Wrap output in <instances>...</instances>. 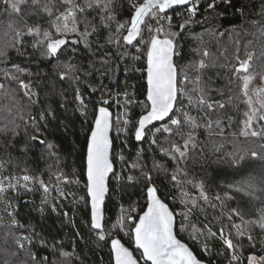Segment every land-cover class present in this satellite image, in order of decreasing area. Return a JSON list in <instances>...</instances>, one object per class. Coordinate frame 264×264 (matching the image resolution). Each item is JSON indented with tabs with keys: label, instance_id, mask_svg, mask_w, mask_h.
Segmentation results:
<instances>
[{
	"label": "snow or ice",
	"instance_id": "6c2138e0",
	"mask_svg": "<svg viewBox=\"0 0 264 264\" xmlns=\"http://www.w3.org/2000/svg\"><path fill=\"white\" fill-rule=\"evenodd\" d=\"M225 2L231 4V0ZM198 4L199 0H131V15L127 20L121 21L117 19L118 9L121 7L118 0H0V5L3 6L2 14L8 17L0 37V60L6 61L10 50L23 55L26 50V38L31 37L30 46L40 52L43 63L51 64L53 60L56 61L52 75L42 72L39 68L33 73L13 64L11 69L4 72L6 83L0 82V99L8 101L4 108V119L7 123L0 127V135L6 138L0 143V152L4 153L0 156V203L4 204L7 215L12 217L8 225L10 229L22 225L15 219L16 205L8 200V193L19 195L21 191L34 192L38 187L44 194L42 204L50 202L49 194L52 191H57L61 198H66L58 186L50 187L43 179L28 174L27 153L31 147L25 144L22 149L17 148L15 141L20 136V124L17 119L24 121L25 125L29 121L34 125L33 130L37 134L29 136L30 141L41 144L44 141L39 139L37 117L29 112L28 120H24L25 113L17 99L19 93L13 85L18 86L19 92L30 104L39 101L40 93L33 91L37 86L41 90L48 89L49 95L62 96L63 91L57 90L56 81L78 83L82 77L86 81L91 75L90 69L95 66L94 61H89L85 66L75 59L81 54L80 48L93 56L104 53L106 58H102L101 63L108 64L111 53L107 51V46L113 45L117 49H127L131 46L140 52L145 60V67L140 70L146 79L145 99L142 102L133 101L125 93L124 111L117 113L115 123L118 131L127 132V126L131 123L128 106L135 103L141 107L142 113L136 121L134 138L139 142L143 141L146 135L152 136L151 143L162 153V159L157 161L153 157L152 166L148 168L147 164L143 163L142 151L138 152L136 159L130 163L120 156L121 161L127 163L130 169L139 171V176L129 175L127 180L143 183L146 211L138 217V223L128 227L125 221L133 217H125L122 209L112 227L121 231L128 227L125 235L130 236L135 245L134 250L140 255L135 256L134 251L126 247L119 238H112L111 253L114 254V264H204L189 245L178 238L177 216L181 218L180 230L187 232L189 239L199 243L203 252H209L207 242L210 239H219L230 253L228 264H241L244 239L254 248L256 241L252 229L258 227L264 232V202L256 210L255 216L248 219L245 218V210L241 207L226 211L222 198L219 195L210 196L205 190L204 182L191 177L187 167L191 159L189 153L197 149L198 134L201 131L219 136L228 132L235 138V151L229 153L234 167L239 168L247 157L264 162V143L257 144L259 151L248 143L264 141V74L251 71L254 61L264 59V46L261 47L259 55L255 50L249 51L245 48L243 58L241 49H235L234 63L225 65L231 72L228 79V95L225 97L224 89L211 88V77L205 78V70L215 66V59L211 58L212 54L206 48L193 49L196 58L187 63L180 62V40L186 26L195 16ZM185 5L188 6V19L173 25L169 10ZM215 7L216 0L208 4L209 9ZM239 11L243 15V9ZM253 23L260 24V36L264 37V23ZM197 39L202 42L201 37ZM69 53L71 55H68ZM119 55L122 57L123 53ZM13 72L19 75H14ZM33 75L41 78L37 84L20 78ZM52 76H55L56 80H53ZM257 76L262 83L254 87ZM233 86L238 91L234 92ZM212 92L220 98H214ZM76 99L81 107H86L78 88ZM107 103V100L102 99L101 106L94 110L95 118L87 139L86 151L85 187L91 203V229L97 232L101 240L106 238L103 207L108 193L107 180L109 174H114L110 138L114 119L113 113L104 106ZM45 111L51 109L42 111L39 119H44ZM156 122H161L160 126H156ZM234 124L236 130L233 131ZM150 125L152 127H149ZM157 135L162 139L158 141ZM236 141H239V144H236ZM52 148L53 145L49 144L50 156L55 155L51 152ZM13 151H19L22 155L13 157ZM168 161L171 162V169ZM22 164L24 167H21ZM160 173L169 181L171 189L177 192V195L171 196V200H179L181 211L175 212L165 202L169 193L165 191V186H157L154 179V174ZM72 175L76 176L78 173L74 171ZM49 179H55L57 185L61 182H72L63 171L50 175ZM76 182L79 183L78 180ZM230 187L245 192L250 197H255L256 191L264 194V170L259 175L248 174ZM53 209L55 210V206ZM208 209H212L213 213L219 212L220 215H212L210 220ZM201 216L203 219H200ZM193 217L197 219L194 221ZM34 239L41 247L48 246L38 234L20 235L14 238L18 251L13 255L25 251L31 258L30 264H50L47 257L43 262L38 261L36 254L30 251ZM25 244L29 249H25ZM51 247L59 252L62 258L60 264H70L69 258L74 255L73 252L57 249L55 244ZM247 264H264V256L250 255L247 257Z\"/></svg>",
	"mask_w": 264,
	"mask_h": 264
},
{
	"label": "trees",
	"instance_id": "16d2710c",
	"mask_svg": "<svg viewBox=\"0 0 264 264\" xmlns=\"http://www.w3.org/2000/svg\"><path fill=\"white\" fill-rule=\"evenodd\" d=\"M118 2L121 3V7L118 9L117 19L127 20L132 11L129 7L131 0H118ZM262 5H264V0H231V4L221 0L214 9H208L207 2H204L200 6L198 15L191 18V23L186 26L182 34L180 62L187 63L189 60L195 59L193 49L206 48L212 54L211 58L215 59V66L205 70V78L211 77V81H209L211 88L224 89L226 97L231 72L225 65L230 66L231 63H234L233 53L235 49L237 47L241 49V58H243L245 48L249 51L255 50L259 55L261 47L264 46V37L260 36V24L253 23L254 21L264 23ZM239 8L243 9V15L238 10ZM2 13L3 6L0 5V37H2L4 25L8 20V17ZM170 14L173 17V25H178L188 19L184 8L176 9ZM197 37H201L202 42ZM25 43L26 50L23 55L10 50L7 60H0V82L6 83L4 72L11 69L13 64H18L33 73L39 68L42 72L52 75L56 61L53 60L51 64L43 63L40 52L30 46L31 37L26 38ZM79 51L81 54L75 58L76 60L85 66L89 61H94L95 66L90 69L91 75L86 78V81L83 77L78 83L56 81L57 90L63 91L62 96L49 95L48 89L41 90L37 86L33 88V91L40 93L39 101L30 104L19 92L18 86L13 85L19 93L17 99L25 113L24 120H28L29 112L32 116L37 117L40 130L39 139L44 141L43 144L30 141L29 136L37 134L33 130L34 125L30 121L25 125L24 121L17 119V123L20 124V136L15 141L17 148L22 149L25 144L31 147L27 153L28 174L43 179L50 187L58 186L63 190L66 198H61L57 191H52L49 194L50 202L42 204L44 194L38 187L34 192L21 191L19 195L14 192L8 193V200L16 205L15 219L22 227L14 229L8 227L12 217L7 215L4 204L0 203V264H5L6 261L7 264H20V262L30 264L31 258L25 251H19L18 255H13L14 252L18 251L14 238L20 235L35 236L38 234L39 237H43L48 246L41 247L34 239L30 251L36 254L38 261L43 262L44 258L47 257L50 264L53 262L60 264L62 260L59 252L51 247L53 244L56 245L57 249L74 253L69 258L70 264H114L113 253H111L112 238H119L126 246L134 249L130 236L125 235V232L128 231V227L137 223L138 217L146 208L144 185L139 181L133 183L127 180L129 175L139 176V171L130 169L127 163L121 161L120 156H123L124 160L130 163L136 159L137 153L142 151L143 163L151 168L153 157L160 161L162 153L158 152L157 146L151 143L152 136L146 135L144 140L139 142L134 138L136 121L142 113L141 107L135 103L128 106L131 123L127 126V132L117 131L115 116L124 108L125 93L133 101H144L146 79L145 74L140 70L145 67V60L142 54L131 46H128L127 49H117L113 45L107 46V51L111 53L108 64L101 63V59L106 58L104 53L93 56L83 48H80ZM119 53H123V56L121 57ZM64 58L61 57V59ZM251 71L264 74V59L254 61ZM13 74L19 75L15 72ZM20 78L26 81L31 80L34 84H37L41 79L36 75L21 76ZM52 79L56 80L55 76H52ZM261 83L259 76H257L253 86H260ZM77 88L86 107H81L76 99ZM233 91H238L235 86H233ZM211 95L214 98H220L215 92H212ZM102 99L108 101L104 106L113 113L112 139L115 166L105 207L106 238L104 240H101L97 232L91 229V208L85 187L87 183V139L90 135V129L93 127L94 110L101 106ZM7 105V100L0 99V127L7 123L4 119L6 115L4 108ZM45 109H51V111H45L44 119L41 120L39 119L40 113ZM232 114L235 115V113ZM237 119H239L238 116ZM156 126H160V124H156ZM232 130H236L235 124ZM10 136L11 134H9V138ZM198 136L199 145L197 149L189 153L191 157L187 167L189 175L197 181L202 180L205 190L210 196L219 195L226 205V211L241 207L245 210V214L247 211L251 212L247 217L245 215L246 219L254 217L255 211L248 210L249 207L245 206L243 195L230 185L240 179L243 171L242 176L246 175L244 168L250 167L249 174L259 175L264 170V162L247 157L239 168L234 167L229 156V153L235 151L234 137L228 132L224 136H219L209 135L206 131H201ZM156 138L158 141L162 139L159 135ZM5 139L3 135H0V143H3ZM248 143L259 151L256 146L258 143H264V141H249ZM49 144L53 145L51 152L55 155H49ZM236 144H239V141H236ZM217 149L219 150L217 151ZM3 155L4 153L0 152V156ZM21 155L22 153L19 151L12 152L13 157H20ZM168 163L171 169V162L168 161ZM21 167L24 165L22 164ZM227 170L231 172L230 178H227ZM60 171L69 176L72 182H61L57 185L55 179H49L50 175ZM74 171L78 175L73 176ZM154 179L157 186H165V191L169 193V197L165 201L171 209L175 212L181 211L182 205L179 200L175 202L171 200V196L177 195V192L171 189L164 174H154ZM77 180L79 183L76 182ZM262 195L261 201L264 202V194ZM53 206H55V210ZM122 209L125 217L130 215L133 219L126 220L125 223L128 227L121 231L113 229L112 226L121 215ZM8 211H12V209H8ZM208 212L210 213V220L212 215H220L219 212L213 213L212 209H208ZM180 219L177 216L178 237L192 248L199 259L210 264H228L230 253L219 239H210L207 242L209 252H203L199 243L189 239L188 233L180 230ZM196 219L193 217L194 221ZM200 219L203 217L201 216ZM252 235L256 241V246L251 247L247 239H244L241 264H247V257L250 255H264V232L258 227H254ZM25 249H29L27 244H25ZM134 252L139 257V252L135 250Z\"/></svg>",
	"mask_w": 264,
	"mask_h": 264
},
{
	"label": "rangeland",
	"instance_id": "374dc122",
	"mask_svg": "<svg viewBox=\"0 0 264 264\" xmlns=\"http://www.w3.org/2000/svg\"><path fill=\"white\" fill-rule=\"evenodd\" d=\"M116 105H119V103H116ZM124 111V108H122L121 109V111L120 112H117V113H122ZM117 113H116V115H117ZM121 127H123V125L121 124L120 125ZM116 129H117V125H116ZM118 131V130H117ZM118 132H121V131H118ZM123 132V131H122ZM245 169V176H247L248 174H249V170H250V167L248 168H244ZM228 171V170H227ZM230 173V174H229ZM244 173V171L242 172V174ZM242 174H241V177H239L240 179L243 177L242 176ZM255 174H258V172H255ZM232 175H231V172H227V178H230ZM244 176V177H245ZM238 178V179H239ZM237 179V180H238ZM239 179V180H240ZM233 188V187H232ZM234 189V188H233ZM235 190V189H234ZM238 193H240V194H242L243 195V198H244V204H245V206H247V207H249V211H255V213H256V210L257 209H259L260 208V206H261V196L263 197V195L259 192V191H256L255 192V197H250L247 193H245V192H240V191H238ZM251 214V212H248L247 211V213L245 214L246 215V217H247V215H250ZM264 256V255H263ZM257 257H259V256H257Z\"/></svg>",
	"mask_w": 264,
	"mask_h": 264
},
{
	"label": "water",
	"instance_id": "95a60500",
	"mask_svg": "<svg viewBox=\"0 0 264 264\" xmlns=\"http://www.w3.org/2000/svg\"><path fill=\"white\" fill-rule=\"evenodd\" d=\"M184 7H186V5L185 6H177L174 10H176V9H179V8H184ZM174 10H169L170 12H172V11H174ZM109 111H111L110 109H109ZM112 112V111H111ZM161 122H156V124H160ZM149 127H151V125L149 126ZM112 133H113V129H112V131L110 132V138H111V140H112V154H113V139H112ZM114 172H115V166H114ZM112 176H113V174H109V177H108V180H107V185H108V193L106 194V196H105V203H104V207H103V210H104V223H105V207H106V203H107V199H108V196H109V193H110V181H111V179H112ZM86 179H87V177H86ZM89 197V196H88ZM89 201H90V197H89ZM166 202V201H165ZM167 203V202H166ZM170 207V206H169ZM90 208H91V203H90ZM171 208V207H170ZM144 211H146V208H145V210ZM143 214V213H142ZM141 214V215H142ZM137 223H138V221H137ZM179 238V237H178ZM180 239V238H179ZM182 242H184L183 240H181ZM122 242V241H121ZM123 243V242H122ZM186 243V242H185ZM124 244V243H123ZM125 245V244H124ZM126 246V245H125ZM126 247H128V246H126ZM190 247V246H189ZM130 250H133L134 251V249H135V245H134V249H132V248H130V247H128ZM191 248V247H190ZM192 249V248H191ZM194 252V251H193ZM195 253V252H194ZM134 255H135V252H134ZM136 256V255H135ZM113 258H114V254H113ZM141 264H142V262H141ZM204 264H210V263H208V262H205L204 261Z\"/></svg>",
	"mask_w": 264,
	"mask_h": 264
},
{
	"label": "built area",
	"instance_id": "2783aa9c",
	"mask_svg": "<svg viewBox=\"0 0 264 264\" xmlns=\"http://www.w3.org/2000/svg\"><path fill=\"white\" fill-rule=\"evenodd\" d=\"M221 0H216V5H217V3H219ZM204 2H207V4H209V3H212L213 2V0H199V4H198V9H197V12H196V14H195V16L194 17H196L197 15H198V13H199V10H200V6L204 3ZM188 6H186V7H184V9H185V12H186V8H187ZM209 9V8H208ZM241 8H239L238 10H240ZM186 14H187V12H186ZM172 15V14H171ZM187 17H188V14H187ZM194 17H192V18H194Z\"/></svg>",
	"mask_w": 264,
	"mask_h": 264
}]
</instances>
